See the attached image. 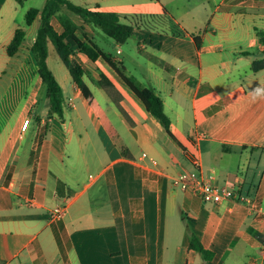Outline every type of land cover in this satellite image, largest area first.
<instances>
[{"label": "crops", "instance_id": "crops-1", "mask_svg": "<svg viewBox=\"0 0 264 264\" xmlns=\"http://www.w3.org/2000/svg\"><path fill=\"white\" fill-rule=\"evenodd\" d=\"M16 2L0 0V27L15 22ZM77 4L128 15L167 10L187 30L177 35L135 28L141 76L132 72L120 45L113 54L95 41L123 61L128 77L161 94L172 133L105 58L93 60L76 44L72 57L85 68L84 79L99 101L103 71L123 93L133 124L106 91L103 96L130 155L96 116L69 69L53 70L51 41L48 62L62 85L65 112L63 118L50 115L31 50L38 29L25 43L40 15L26 24L22 45L9 55L19 26L13 28L0 53V264H264L258 212L264 208V68L251 67L264 50L257 34L264 30V0H219L207 9L204 26L203 18L189 17L192 10L178 13L161 0ZM72 16L95 40L94 25ZM58 22L55 17L61 29ZM192 33L201 35V46ZM77 34L86 41L83 31ZM198 166L219 185L235 184L257 207L233 199L203 201L174 183L180 172ZM60 203L68 206L66 216L50 220V209ZM193 234L214 252L211 259L191 245Z\"/></svg>", "mask_w": 264, "mask_h": 264}, {"label": "trees", "instance_id": "trees-1", "mask_svg": "<svg viewBox=\"0 0 264 264\" xmlns=\"http://www.w3.org/2000/svg\"><path fill=\"white\" fill-rule=\"evenodd\" d=\"M20 4L24 0H18ZM72 14H78L82 19L91 25L99 26L110 37L119 43H125L133 35L134 29L137 27H146L161 30L164 32H172L177 35L187 34V30L182 28L175 17L165 10L162 14H132L118 13L112 11H102L92 9L88 6L74 3L71 0H47L42 8L31 7L26 13V24L31 25L35 18L40 15L41 25L38 28L36 39L31 47L32 52L38 63V72L46 85V94L50 104V115H59L64 117V102L65 97L63 88L48 62L49 58V42L51 41L57 52L69 69L74 81L82 90L88 104L96 114V116L103 123L110 135L115 139V142L123 149L126 156L130 155L129 150L122 143V137L116 126L111 122V119L106 113L105 108L99 101L90 86L86 83L84 75L85 68L74 57V44L79 50L87 54L93 60L102 56L107 62L117 70V73L125 80L127 85L137 94V96L145 104L146 108L150 110L159 121L170 130L171 117L166 112L163 98L154 88L150 86H143L125 73L126 66L123 61H115L110 53L104 51L92 37H87L84 27L78 24ZM57 18L61 25V29H57L53 24V19ZM81 30L86 36V41L82 40L77 31ZM257 34L264 44V30L257 29ZM198 46H201L202 37L199 33L191 34ZM26 37V29L24 27H17L15 34L7 46L9 55H14L22 45ZM254 71L264 68V50H262V57L255 59L251 65ZM100 86L106 91L108 96L112 99L117 108L126 115V119L133 124L132 116L123 105V93L113 82L110 76L103 71L102 78L99 80ZM191 245L194 249L200 251L206 259H211L214 252L206 248L200 241L197 235L191 237Z\"/></svg>", "mask_w": 264, "mask_h": 264}, {"label": "rangeland", "instance_id": "rangeland-1", "mask_svg": "<svg viewBox=\"0 0 264 264\" xmlns=\"http://www.w3.org/2000/svg\"><path fill=\"white\" fill-rule=\"evenodd\" d=\"M47 0H24V2L22 4H20L19 2H16V6H17V13L15 15V22L10 21V26L2 24L0 27V53L3 52V48L1 47V43L4 42L5 38L9 35L10 32H12L13 28L17 27V26H21V27H25L26 25V13L27 11L35 6V7H43L45 5ZM75 1L77 3H81L82 0H72ZM116 4H124V3H136L138 1L141 0H115ZM162 2L168 4V6H172L174 9L176 8V12L180 13V12H185L186 9L187 10H192L194 15H190L189 17H195L196 20H198L199 22L202 20V18L204 19L202 22H200V26H204V22H206L207 17L209 16L207 9L209 8V10H212V8L218 4V1H214L211 2L210 0H161ZM184 3L186 6H184ZM184 6V7H183ZM179 15V14H177ZM8 17V13L3 15V19H7ZM190 18H188L190 20ZM41 25V17L37 18V20L35 21V23H33V25L31 27H29V32L30 34L28 35V37H26L25 39V43L27 44L28 42H30V40L32 39V35H31V31L34 32V29H38L39 26ZM95 30H96V35H95V41H97L98 43L102 44V46H104V48L106 50H108L109 52H112L113 54L116 53V47L118 45L121 46V48L124 50L123 55L129 56L128 59V64L130 65V67H132V72L136 75V76H141L142 74L139 72V68L137 67V64L134 60V58L138 55L139 50L138 47H140L139 43H138V38L136 35H133L129 40H127L125 43H117V41L115 39H113L112 37L108 36L103 30L102 28H100L99 26H94ZM38 31V30H37ZM104 40L106 41H110L111 45H108V43H106ZM143 42H145V40H142ZM25 44V45H26ZM117 45V46H116ZM25 46H23V48L21 49L22 52H25ZM122 55V56H123ZM50 64L53 68V70L58 74V67L61 66L64 68V70L67 69L66 65L64 64V62L62 61V59L60 58L57 49H55V47L53 48V50H51L50 52ZM13 64L10 63V67L9 70L12 72L13 71ZM101 87V86H100ZM97 89V88H96ZM100 90H102V92H100L98 94V96L100 98L103 97V107L105 108V110L108 108L109 112L107 113V115H110L112 117V113H111V109L110 107H106L108 106L107 103L104 100V96L103 93L105 94V91L103 88ZM99 90H96V92L98 93ZM112 107V106H111ZM107 109V110H108ZM110 118V117H109Z\"/></svg>", "mask_w": 264, "mask_h": 264}, {"label": "built area", "instance_id": "built-area-1", "mask_svg": "<svg viewBox=\"0 0 264 264\" xmlns=\"http://www.w3.org/2000/svg\"><path fill=\"white\" fill-rule=\"evenodd\" d=\"M28 123L29 119H26L24 128L27 127ZM144 154H147V152H144ZM196 164L199 165V162L196 161ZM174 183L192 192L203 201L220 203L224 199H233L242 201V203L252 208L257 207L255 205V200L249 195L242 194L235 184L227 183L225 185H219L213 181V174H204L199 166L191 170H183L180 172L174 177ZM67 212L68 206L60 203L50 209L49 218L52 221L60 220L66 216ZM258 212L259 217L264 221V208L258 209ZM262 253L264 258V251H262Z\"/></svg>", "mask_w": 264, "mask_h": 264}]
</instances>
